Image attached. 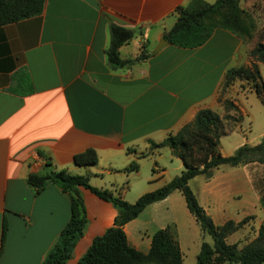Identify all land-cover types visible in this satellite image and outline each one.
Masks as SVG:
<instances>
[{"label":"crops","instance_id":"crops-1","mask_svg":"<svg viewBox=\"0 0 264 264\" xmlns=\"http://www.w3.org/2000/svg\"><path fill=\"white\" fill-rule=\"evenodd\" d=\"M190 1L45 0L40 14L0 25V264H41L71 217L69 196L57 184L49 182L37 193L26 181L29 173L43 172L47 160L55 171L87 175L93 187L133 202L184 168L169 146L151 142L176 133L200 109L223 116L224 99L238 114L246 113L235 95L252 91L249 85L236 81L223 88V82L230 67L254 62L256 32L241 37L217 27L198 46L166 40L156 48L175 23L177 8ZM253 1L241 2L253 11ZM111 23L133 30L119 47L121 58L146 57L111 66L106 56ZM262 63L257 65L264 81ZM223 122L225 133L235 136L227 146L220 136L221 155L260 142L240 134L233 121ZM86 148L97 152V162L76 165L73 156ZM189 186L216 225L245 220L227 243L240 248L257 236L264 224V159L221 164L210 177L191 178ZM78 191L86 223L64 264H77L117 212L89 189ZM169 225L182 264L185 254L196 263L205 233L178 190L148 204L123 229L129 244L146 252L153 233Z\"/></svg>","mask_w":264,"mask_h":264},{"label":"trees","instance_id":"trees-1","mask_svg":"<svg viewBox=\"0 0 264 264\" xmlns=\"http://www.w3.org/2000/svg\"><path fill=\"white\" fill-rule=\"evenodd\" d=\"M44 1L0 0V25L40 14ZM241 1L215 0L213 3H207L191 0L186 6L177 8V19L171 28L164 32L163 37L171 44L188 48L204 43L217 27L228 29L241 37H251L256 26L253 21L252 26L246 21L251 18L250 12L240 6ZM109 33L110 42L106 56L111 66H128L146 57L145 54L134 59H123L119 56V47L133 36L132 29L111 23ZM250 56L254 60L250 65L230 67L226 71L223 88L236 81H244L264 104V81L257 65L258 62H264L263 40L255 43ZM222 104L225 109L223 116L209 108L200 109L193 120L183 125L176 133L169 134L162 142H151L153 147L169 146L173 154L182 160L184 168L169 182L141 194L133 202L114 195L110 190L93 187L87 175L70 174L65 170L55 171L51 168L49 160L45 162L43 172L29 173L26 181L35 192H40L47 183L52 182L68 194L71 203V217L41 264H64L83 233L86 212L78 187L87 188L95 195L110 201L117 212L113 224L101 235L93 238L77 264H182V253L173 226L156 230L146 252L131 246L123 229L125 223L137 217L148 204L164 199L174 190L182 193L186 206L200 229L212 238V243H201L196 255L197 264H264V224L259 226L257 236L242 247L239 248L236 243H227V235L238 229L245 220H228L222 225H216L189 186L191 178L199 174L210 177L212 170L221 164L235 166L264 159V135L258 144H243L231 155L223 156L219 153V139L225 133L223 121H235L241 117L231 100L224 99ZM97 160L98 155L93 148H86L73 156V162L79 166L95 164ZM131 167H136V164H131L129 168Z\"/></svg>","mask_w":264,"mask_h":264},{"label":"rangeland","instance_id":"rangeland-1","mask_svg":"<svg viewBox=\"0 0 264 264\" xmlns=\"http://www.w3.org/2000/svg\"><path fill=\"white\" fill-rule=\"evenodd\" d=\"M245 3L240 2V6L244 9H248L249 5H244ZM247 6V7H246ZM253 11H249L251 18H248L246 21L250 26L253 25L254 22L255 31L258 39H264V0H255L253 1V5L251 7ZM250 10V9H249ZM219 17V15H217ZM216 18V17H215ZM213 19V17H212ZM211 19V21H212ZM251 30H253L251 28ZM262 69L264 73V63H262ZM247 86V84H243L242 87ZM235 101L242 107L246 113L240 115L239 120H233L231 124L232 127L240 132V134H244L247 138L253 139V142L261 140L260 138L264 135L262 133L264 131V104L262 103L260 97L254 92L250 90H242L238 91L235 95ZM226 133L222 134V142L224 146L234 139L235 135H227ZM233 136V137H232ZM233 138V139H232ZM228 141V143H227ZM170 174V173H169ZM168 174V175H169ZM167 176V175H165ZM204 241L208 243H212V238L210 235L205 233ZM231 241V238H228V242ZM184 264H197L193 262V258L190 254H185ZM225 264H237L232 262H226Z\"/></svg>","mask_w":264,"mask_h":264},{"label":"water","instance_id":"water-1","mask_svg":"<svg viewBox=\"0 0 264 264\" xmlns=\"http://www.w3.org/2000/svg\"><path fill=\"white\" fill-rule=\"evenodd\" d=\"M165 42H166V40L165 39H162L161 42H160V44H158V46L156 48L160 47L161 43H165Z\"/></svg>","mask_w":264,"mask_h":264},{"label":"built area","instance_id":"built-area-1","mask_svg":"<svg viewBox=\"0 0 264 264\" xmlns=\"http://www.w3.org/2000/svg\"><path fill=\"white\" fill-rule=\"evenodd\" d=\"M140 45H143V42H141Z\"/></svg>","mask_w":264,"mask_h":264}]
</instances>
